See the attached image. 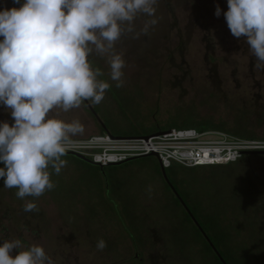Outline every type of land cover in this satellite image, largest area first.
Returning a JSON list of instances; mask_svg holds the SVG:
<instances>
[{
	"label": "rangeland",
	"instance_id": "1",
	"mask_svg": "<svg viewBox=\"0 0 264 264\" xmlns=\"http://www.w3.org/2000/svg\"><path fill=\"white\" fill-rule=\"evenodd\" d=\"M217 5L223 10L219 17ZM5 8L13 6L0 0V11ZM227 9V0H157L158 23L149 25L144 34L153 17L141 15L135 31L125 32L116 43V51L126 61L123 87L117 88L111 80L106 56L90 57L104 73L98 78L111 85L101 103L89 102L98 118L85 103L68 112L54 109L50 116L82 123L83 132L72 141L108 134L157 135L163 132H148L168 125L178 113L232 124L245 112L250 126L263 136L264 70L254 67L255 57L249 54L245 38L231 34L223 15ZM4 121L14 123L10 111L0 105V122ZM102 127L108 132L102 133ZM202 139L237 140L222 132H206ZM167 172L200 219L218 220V232L227 238L222 249L244 264H264V157L241 158L236 164L213 168L173 165ZM51 178L53 190L26 198L39 209L31 212L23 210L26 201L17 199L16 189L0 183V244L19 239L23 247L17 251L40 244L53 264L211 261L210 255L204 258L156 157L108 166L98 176L67 161ZM100 239L107 244L103 251L96 247Z\"/></svg>",
	"mask_w": 264,
	"mask_h": 264
},
{
	"label": "clouds",
	"instance_id": "2",
	"mask_svg": "<svg viewBox=\"0 0 264 264\" xmlns=\"http://www.w3.org/2000/svg\"><path fill=\"white\" fill-rule=\"evenodd\" d=\"M227 4L223 15L231 34L245 38L254 67L264 70V0ZM156 5L157 0H24L19 8L0 11V105L14 121L0 122V179L26 201L25 212L39 211L26 198L56 187L53 171L58 175L66 167L67 147L84 130L78 119L50 113L103 101L111 85L98 78L104 73L93 66V53L107 57L111 80L123 87L126 61L116 43L135 31L141 15L153 17L142 30L147 34L158 23ZM222 11L217 5L215 15ZM22 247L19 239L0 244V264H53L42 245L17 251ZM96 247L103 251L106 241L98 240Z\"/></svg>",
	"mask_w": 264,
	"mask_h": 264
},
{
	"label": "built area",
	"instance_id": "3",
	"mask_svg": "<svg viewBox=\"0 0 264 264\" xmlns=\"http://www.w3.org/2000/svg\"><path fill=\"white\" fill-rule=\"evenodd\" d=\"M205 134L195 129H173L149 136L148 139L113 137L108 134L72 141L67 151L82 154L102 167L154 153L161 167L166 170L173 165L185 168L231 165L237 163L245 151L264 150V142L203 140Z\"/></svg>",
	"mask_w": 264,
	"mask_h": 264
},
{
	"label": "trees",
	"instance_id": "4",
	"mask_svg": "<svg viewBox=\"0 0 264 264\" xmlns=\"http://www.w3.org/2000/svg\"><path fill=\"white\" fill-rule=\"evenodd\" d=\"M9 1L13 7L18 8V6H17L16 2H14V0H9ZM21 4H23V3L21 2ZM259 121H260V123L262 122V120H260V119H259ZM249 123L250 122H249L245 112H241L240 115H237L235 117L234 121L232 122V124H229L228 121L221 120V121L216 122L212 118L211 119L210 118L199 119V118L193 117L191 114L185 115L183 113H178V115L172 117L171 123H169L168 125H166L164 127H161V126L155 127L153 130H150L148 132V134L149 135L154 134L159 130L161 132H164V131L170 130V129H195L199 133L222 132V133H225L229 136L235 137L237 139L264 142V135L259 136L258 133L255 131V128L251 127ZM261 124H263V123H261ZM101 132L105 133L108 131L102 127ZM111 134L114 135L113 133H111ZM122 135H124V137L125 136L133 137L134 136L130 133L128 135L126 133L122 134ZM253 157L262 158V157H264V155H256V156L255 155H247V156H243L242 158H253ZM63 158L66 161H72V162H75L76 164H80L82 166L89 168L91 173L94 176H98V174H100V171H102V169L108 168V167L101 168L98 166H93V165L87 164V163H85V162H83V161H81V160H79L73 156H65ZM0 167H4V165L2 163H0ZM209 167L213 168V167H222V166H209ZM167 170H166V173H168ZM0 183L4 184L3 179H0ZM171 183L175 187V189L179 192L180 196L185 201V203L188 205L192 214L198 220V222L202 226L203 230L207 233V235L211 239L212 243L219 250L220 254L223 256L225 261L228 264H244L239 259L233 258L232 254L227 252V250L222 249L223 247H226V245H227V238L225 237L224 234L221 233V231L218 232V229L221 226V225L219 226L218 220L217 219L214 220L213 218H209V217H205L204 219H200L199 216L197 215V208L190 206L187 203L186 198L183 197L182 193L178 190V188L175 186V184L173 182H171ZM167 188L170 189L169 186H167ZM174 199H175V203H177L179 206H181L178 199L176 197H174ZM183 212H184L186 220L192 224L193 230L197 236V239H199L198 242L201 244V252H202L204 258L208 259L209 258L208 255H210L211 256L210 258H212L211 259L212 262L209 260V264H222L221 261L219 260V258L216 256V254L211 249V246L207 243V241L205 240V238L201 234L200 230L195 226V224L193 223L190 216L184 210H183ZM192 244L196 245L197 243L195 241ZM176 246L180 247L181 244H179V245L176 244ZM190 247H191V245H190Z\"/></svg>",
	"mask_w": 264,
	"mask_h": 264
},
{
	"label": "water",
	"instance_id": "5",
	"mask_svg": "<svg viewBox=\"0 0 264 264\" xmlns=\"http://www.w3.org/2000/svg\"><path fill=\"white\" fill-rule=\"evenodd\" d=\"M18 8L22 5L21 2L19 1L18 3H16ZM88 103V101H87ZM89 104V103H88ZM89 108L91 109V111L95 114V117H97L95 110L91 107V105L89 104ZM98 118V117H97ZM160 134V133H159ZM158 135V134H157ZM145 139H148L149 136L144 137ZM244 156L247 155H264V150H256V151H245L243 152ZM66 156H73L87 164L93 165V166H98L103 168L100 164L95 163L94 161H92L91 159L87 158L86 156L73 152V151H67ZM150 156H154L157 157L156 154L152 153L150 155H146V156H138V157H133L128 159L127 161L118 163V164H111L110 166H119L122 165L124 163L130 162V161H134L136 159H140V158H144V157H150ZM163 171V176L164 179L166 181V183L168 184V186L171 188V190L173 191L174 195L177 197V199L179 200V202L182 204V206L185 208V210L188 212L190 218L192 219V221L194 222V224L196 225V227L200 230L201 234L203 235V237L205 238V240L207 241V243L211 246V248L213 249V251L215 252L216 256L219 258V260L221 261L222 264H228L225 259L223 258V256L220 254L219 250L215 247V245L212 243L211 239L209 238V236L207 235V233L203 230L202 226L200 225V223L198 222V220L195 218V216L192 214L191 210L189 209L188 205L185 203V201L182 199V197L180 196L179 192L175 189V187L172 185V183L170 182L167 174H166V170L162 168Z\"/></svg>",
	"mask_w": 264,
	"mask_h": 264
},
{
	"label": "flooded vegetation",
	"instance_id": "6",
	"mask_svg": "<svg viewBox=\"0 0 264 264\" xmlns=\"http://www.w3.org/2000/svg\"><path fill=\"white\" fill-rule=\"evenodd\" d=\"M85 103V105L88 107V109L90 110V112H92L91 111V109L89 108V101H88V103H87V101H85L84 102ZM94 110H95V108H93ZM92 114L95 116V114L92 112ZM95 118H97V117H95ZM175 196V195H174ZM176 197V196H175ZM177 198V197H176ZM179 201V200H178ZM181 204V203H180ZM181 207L183 208V210L188 214V212L185 210V208L182 206V204H181ZM189 215V214H188ZM194 223V222H193ZM196 226V225H195ZM212 249V248H211ZM213 250V249H212ZM214 252V251H213ZM215 253V252H214Z\"/></svg>",
	"mask_w": 264,
	"mask_h": 264
}]
</instances>
